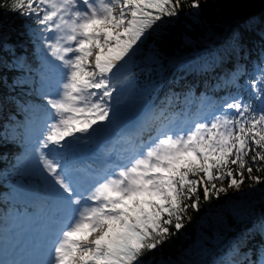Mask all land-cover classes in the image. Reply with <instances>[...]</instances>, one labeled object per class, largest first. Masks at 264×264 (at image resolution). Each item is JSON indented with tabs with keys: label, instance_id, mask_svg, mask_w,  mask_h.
<instances>
[{
	"label": "snow or ice",
	"instance_id": "6c2138e0",
	"mask_svg": "<svg viewBox=\"0 0 264 264\" xmlns=\"http://www.w3.org/2000/svg\"><path fill=\"white\" fill-rule=\"evenodd\" d=\"M186 3L7 0L2 5L33 22L24 28L33 38L38 66L23 57L9 65L0 57V67L23 70L28 76L17 83L36 85L32 94L41 103L22 109L31 118L14 131L25 145L23 174L38 175L44 194L36 212L40 226L11 252L0 242V264H175L163 256L164 246L191 222L190 212H200L201 191L209 203L229 190L240 191L246 179L253 186L264 183L253 175L264 173V68L247 82L249 99L239 91V68L224 81L237 92L220 101L189 91L183 101L170 94L157 104L149 98L158 85L137 83L138 72L150 74L161 63L154 49L143 55L145 44L178 18ZM187 6L191 14L201 10L200 0ZM8 50L0 33V51ZM128 100L135 103L126 105ZM178 101L186 107L183 119L171 111ZM105 141L111 142L103 149L109 162L86 164ZM256 229L264 237V223ZM252 256V249L241 253L239 242H230L217 264H264V244L256 247V259Z\"/></svg>",
	"mask_w": 264,
	"mask_h": 264
},
{
	"label": "trees",
	"instance_id": "16d2710c",
	"mask_svg": "<svg viewBox=\"0 0 264 264\" xmlns=\"http://www.w3.org/2000/svg\"><path fill=\"white\" fill-rule=\"evenodd\" d=\"M6 2L0 0V25H3L0 33L7 37L10 50L0 53V57L9 65L15 57L31 59L29 64L37 67L33 38L24 28L25 23L33 22L8 11L2 6ZM190 3L187 0L181 15L172 18L145 44L143 55H151L154 49L161 63L154 65L157 70L150 74L138 72V85L157 84L156 93L149 98L157 104L170 94L183 101L189 91L195 98L204 95L220 101L237 92L235 86H224V81L239 68L243 71L237 81L241 86L239 91L249 99L251 91L247 82L257 78L258 69L264 68V0H200L198 14H191L193 10L187 6ZM27 76L23 70L0 67V118L11 114L17 125L31 117L23 110L7 112L8 97L15 95L16 99L40 101L30 87L16 84L18 78ZM196 104L188 112L190 116L196 112ZM185 110L179 101L171 109L180 117ZM22 141V136L11 140L0 137V242L6 229L13 231L9 215L13 211L16 188L26 175L20 167L25 153ZM253 175L264 180V173L254 171ZM262 190L264 183L253 186L246 179L240 191L229 190L227 196L213 198L209 203L203 202L201 191L200 212H190L191 222L186 221L181 233L172 237L171 246H164L163 256L170 257L175 264H217L228 251L230 242L238 241L241 253L252 249V259H256V247L264 244V237L256 229L264 223Z\"/></svg>",
	"mask_w": 264,
	"mask_h": 264
},
{
	"label": "rangeland",
	"instance_id": "374dc122",
	"mask_svg": "<svg viewBox=\"0 0 264 264\" xmlns=\"http://www.w3.org/2000/svg\"><path fill=\"white\" fill-rule=\"evenodd\" d=\"M0 53H3V51H0ZM30 61L31 59L27 60L28 63ZM21 80L23 79L18 78L17 82ZM17 82V85H27L31 88V90L36 87V85ZM29 102L32 101L16 99L15 95L10 96L7 99V106L9 108L7 109V112L20 111L24 107H26ZM134 103L135 101L133 100L126 101V105L129 106ZM10 115L11 114H9V116H2L0 118V137H5L11 140L18 137L17 135H15V131H18V129L15 128V126L17 125L16 120L13 119ZM36 115L38 116L39 114ZM20 184L21 185L18 187L14 194V203L17 204L18 209L12 216L11 225L15 226V230L12 233H9L7 231L3 234L2 238V243L9 252H11L14 247L23 245L29 239V237H31L32 234L30 232L34 231L35 226H38L41 223V221L36 217V212L44 194V186L42 180L39 179L38 175L29 173L23 176ZM242 201L243 200L238 202ZM7 258L11 259L13 257L10 255Z\"/></svg>",
	"mask_w": 264,
	"mask_h": 264
},
{
	"label": "bare ground",
	"instance_id": "6f19581e",
	"mask_svg": "<svg viewBox=\"0 0 264 264\" xmlns=\"http://www.w3.org/2000/svg\"><path fill=\"white\" fill-rule=\"evenodd\" d=\"M95 152H97V151H95ZM98 152H99V151H98ZM93 153H94V152H93ZM36 229H37V228H36V226H35L34 231H31L30 233L33 235Z\"/></svg>",
	"mask_w": 264,
	"mask_h": 264
},
{
	"label": "water",
	"instance_id": "95a60500",
	"mask_svg": "<svg viewBox=\"0 0 264 264\" xmlns=\"http://www.w3.org/2000/svg\"><path fill=\"white\" fill-rule=\"evenodd\" d=\"M110 141H105V143H109Z\"/></svg>",
	"mask_w": 264,
	"mask_h": 264
}]
</instances>
